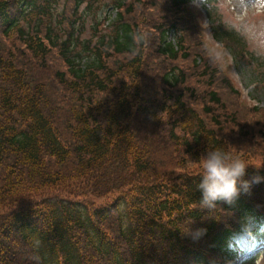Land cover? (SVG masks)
Masks as SVG:
<instances>
[{
    "label": "trees",
    "instance_id": "16d2710c",
    "mask_svg": "<svg viewBox=\"0 0 264 264\" xmlns=\"http://www.w3.org/2000/svg\"><path fill=\"white\" fill-rule=\"evenodd\" d=\"M190 1L0 0V264H214L264 220V179L198 204L209 148L264 178V108L210 58Z\"/></svg>",
    "mask_w": 264,
    "mask_h": 264
},
{
    "label": "clouds",
    "instance_id": "9594fccd",
    "mask_svg": "<svg viewBox=\"0 0 264 264\" xmlns=\"http://www.w3.org/2000/svg\"><path fill=\"white\" fill-rule=\"evenodd\" d=\"M193 4L197 0H192ZM214 7L221 13L235 10L238 19H230L228 26L236 31L258 56H264V0H235L229 5L225 0H217ZM259 16V19L252 17ZM219 52L210 53L214 61L221 59ZM251 164L239 154L233 153L227 147L209 148L200 157V177L197 185L200 191L198 204L202 208H214L218 201L232 204L241 194L250 192L254 183L261 182L262 177L245 179L248 165ZM200 232L201 230H197ZM39 243V241H37Z\"/></svg>",
    "mask_w": 264,
    "mask_h": 264
},
{
    "label": "rangeland",
    "instance_id": "374dc122",
    "mask_svg": "<svg viewBox=\"0 0 264 264\" xmlns=\"http://www.w3.org/2000/svg\"><path fill=\"white\" fill-rule=\"evenodd\" d=\"M203 0H197V5ZM217 0L211 3L212 7ZM225 3L232 5L235 3V0H225ZM195 4V5H196ZM84 7V6H82ZM85 13V25L86 31L80 35L82 38H88L90 34L89 26L92 23L91 17L87 14H90L87 9H84ZM101 13L106 16L110 13L111 17L115 16V11L110 12L109 8H104L101 10ZM214 18L220 20L219 29L223 32L230 31L240 39L244 44L241 51L236 52L235 57H233L232 52L227 46H224L225 49L223 52L219 51L221 47V42L212 41L210 35V28L206 26V22L203 21V28L207 38L213 43L217 48L216 52L222 54L221 58L224 61L228 62V71L230 75L235 79L237 84L242 82L244 86V91L252 97V100L255 101L259 106L264 107V88L254 87L256 81H264V56L256 55L250 48L249 44L234 30H232L228 24L230 19H238L239 13L235 10L228 11L226 14H221L215 7L211 13ZM253 19H259V16L252 17ZM152 43V37H151ZM251 57V58H250ZM250 98V97H249ZM249 102L250 100H245ZM249 129V128H248ZM264 154L263 149H257L255 155L260 156ZM162 167V165H159ZM246 232H239L230 243L231 249H238L241 252V255L238 254L237 259L232 263L228 264H264V221L259 222L258 225L254 221H249L246 227L244 228Z\"/></svg>",
    "mask_w": 264,
    "mask_h": 264
}]
</instances>
